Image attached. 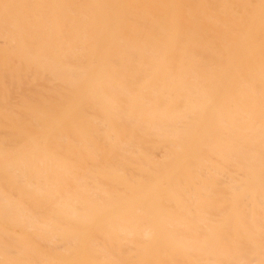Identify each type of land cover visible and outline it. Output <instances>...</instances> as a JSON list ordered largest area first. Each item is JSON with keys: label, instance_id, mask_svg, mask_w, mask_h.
<instances>
[{"label": "bare ground", "instance_id": "1", "mask_svg": "<svg viewBox=\"0 0 264 264\" xmlns=\"http://www.w3.org/2000/svg\"><path fill=\"white\" fill-rule=\"evenodd\" d=\"M0 264H264V0H0Z\"/></svg>", "mask_w": 264, "mask_h": 264}]
</instances>
